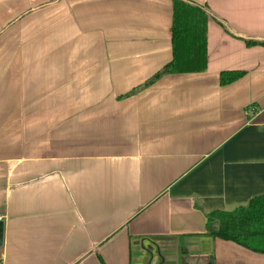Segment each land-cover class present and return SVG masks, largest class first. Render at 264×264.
<instances>
[{"label":"crops","instance_id":"crops-1","mask_svg":"<svg viewBox=\"0 0 264 264\" xmlns=\"http://www.w3.org/2000/svg\"><path fill=\"white\" fill-rule=\"evenodd\" d=\"M189 1L207 69L146 85L173 0H0L5 264H264L207 226L264 194V0Z\"/></svg>","mask_w":264,"mask_h":264},{"label":"trees","instance_id":"trees-1","mask_svg":"<svg viewBox=\"0 0 264 264\" xmlns=\"http://www.w3.org/2000/svg\"><path fill=\"white\" fill-rule=\"evenodd\" d=\"M172 24L173 59L146 85L163 74L200 72L208 65V22L211 12L189 0H173ZM247 44L264 41L245 39ZM244 74L240 70L220 73L222 84H229ZM216 225V226H214ZM209 234L233 241L251 251L264 253V194L254 197L248 206L232 211H213L207 214Z\"/></svg>","mask_w":264,"mask_h":264},{"label":"water","instance_id":"water-1","mask_svg":"<svg viewBox=\"0 0 264 264\" xmlns=\"http://www.w3.org/2000/svg\"><path fill=\"white\" fill-rule=\"evenodd\" d=\"M232 32L234 35L241 37L243 39H253V40H257V41H264V37H248V36H245L243 34H240V33L234 32V31H232ZM2 243H3V222L0 221V246L2 245Z\"/></svg>","mask_w":264,"mask_h":264},{"label":"rangeland","instance_id":"rangeland-1","mask_svg":"<svg viewBox=\"0 0 264 264\" xmlns=\"http://www.w3.org/2000/svg\"><path fill=\"white\" fill-rule=\"evenodd\" d=\"M178 250H176V252H177ZM181 255H182V253H181ZM199 255V256H198ZM198 255H195L194 256V259L195 260H198L200 257H202L200 254H198ZM187 258H188V255H182V257L180 258V261H182L183 263L182 264H192V263H189V261H188V263H185V262H187L186 260H187ZM152 260V259H151ZM177 261H178V259H177ZM179 262V261H178ZM176 264H177V262H176Z\"/></svg>","mask_w":264,"mask_h":264},{"label":"built area","instance_id":"built-area-1","mask_svg":"<svg viewBox=\"0 0 264 264\" xmlns=\"http://www.w3.org/2000/svg\"><path fill=\"white\" fill-rule=\"evenodd\" d=\"M0 264H5L2 260H0Z\"/></svg>","mask_w":264,"mask_h":264}]
</instances>
